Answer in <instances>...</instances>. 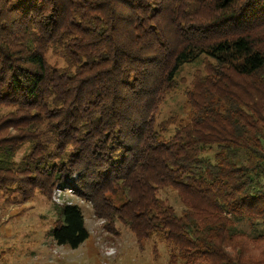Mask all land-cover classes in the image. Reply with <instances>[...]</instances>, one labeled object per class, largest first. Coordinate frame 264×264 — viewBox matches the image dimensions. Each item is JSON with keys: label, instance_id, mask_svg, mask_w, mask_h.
<instances>
[{"label": "trees", "instance_id": "obj_1", "mask_svg": "<svg viewBox=\"0 0 264 264\" xmlns=\"http://www.w3.org/2000/svg\"><path fill=\"white\" fill-rule=\"evenodd\" d=\"M200 60L187 122L157 123ZM74 175L167 264H264V0H0V195L48 198ZM56 210L50 237L76 249L82 209Z\"/></svg>", "mask_w": 264, "mask_h": 264}, {"label": "rangeland", "instance_id": "obj_2", "mask_svg": "<svg viewBox=\"0 0 264 264\" xmlns=\"http://www.w3.org/2000/svg\"><path fill=\"white\" fill-rule=\"evenodd\" d=\"M200 68L201 60L180 68L176 89L160 105L157 123L171 116L175 117L176 125L187 122L189 109L184 91L193 72ZM173 129L171 127L162 137L171 135ZM24 152L25 148L21 149L16 160ZM68 189L69 186L64 185V192H58L55 185L48 198L39 191L28 198L14 192L0 195V264H167L163 243L154 239L138 240L130 228L119 221L109 225L105 218L94 215L89 201ZM160 195L180 210L181 203L174 191L163 189ZM110 197L114 203L123 201L120 196ZM65 203L79 205L89 232L88 238L76 249L59 246L50 237L58 220L56 206ZM238 228L246 229L244 226Z\"/></svg>", "mask_w": 264, "mask_h": 264}, {"label": "built area", "instance_id": "obj_3", "mask_svg": "<svg viewBox=\"0 0 264 264\" xmlns=\"http://www.w3.org/2000/svg\"><path fill=\"white\" fill-rule=\"evenodd\" d=\"M75 179H76V175H74L72 178H69V179H67V182L65 183V184H63V185H59V184H56V186H57V191L58 192H64V190H63V186L64 185H67V186H69V191H75V187H76V182H75ZM60 187H62V188H60ZM60 195V193H58V196ZM65 204H71V203H65Z\"/></svg>", "mask_w": 264, "mask_h": 264}]
</instances>
